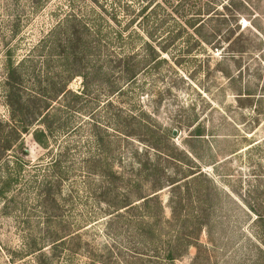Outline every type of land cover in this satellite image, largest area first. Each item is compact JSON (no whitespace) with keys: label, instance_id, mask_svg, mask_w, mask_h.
<instances>
[{"label":"rangeland","instance_id":"1","mask_svg":"<svg viewBox=\"0 0 264 264\" xmlns=\"http://www.w3.org/2000/svg\"><path fill=\"white\" fill-rule=\"evenodd\" d=\"M9 58L71 80L0 151V264H264V0H0V150Z\"/></svg>","mask_w":264,"mask_h":264},{"label":"trees","instance_id":"2","mask_svg":"<svg viewBox=\"0 0 264 264\" xmlns=\"http://www.w3.org/2000/svg\"><path fill=\"white\" fill-rule=\"evenodd\" d=\"M74 24V22H72ZM81 32L78 29L72 28L67 35L63 43L61 55L67 60L77 59L79 50L81 47V76L86 77L87 72L83 70L86 67V59H89L88 53H90L94 48H100L105 44H109L100 36L98 28L81 18L80 21ZM73 25H71L72 27ZM81 33V36H80ZM79 35V36H78ZM77 61V60H76ZM27 62H33L30 58L27 60H21L19 62H13L9 58L6 62L5 67V79L3 82V89L5 92V102L8 106L10 116L13 122V125H10L11 135L5 138L4 145L2 146V153L5 154L7 150L13 147V143L21 139L24 133H32L35 140L41 145L46 146V138L48 136V131H50L48 124L46 123L48 119V113L53 105L54 101L58 102V99L66 96L70 90L68 89L69 81L71 77L62 79L59 81H50L48 75L46 79H42L39 74L36 73L35 64L33 68L29 70ZM124 67L131 66L129 61L126 60L123 63ZM130 68H125L123 73L126 75L130 74ZM103 71V67L95 69V72ZM130 71V72H129ZM133 71L130 76L134 75ZM77 75V74H76ZM44 82V85L41 84ZM84 91L81 92V97L83 96ZM67 108L70 107V104L65 105ZM48 111L45 115L44 113ZM39 115H44L40 120L44 128L43 129H34L32 126L36 120H38ZM161 154L167 158H172L171 152H166L161 150ZM59 179V178H58ZM159 181V179L157 180ZM59 182V181H57ZM178 180L172 178L171 180H165L164 184H161L159 189L163 188L165 184L173 185L174 190L178 188ZM157 187V184H154ZM147 197V196H145ZM144 197V198H145ZM154 197V196H153ZM151 197L144 199L145 204H148ZM176 218L175 213L173 214V221ZM181 238L177 237L170 240L168 248L165 250V259L174 260L177 257V249L179 241Z\"/></svg>","mask_w":264,"mask_h":264},{"label":"water","instance_id":"3","mask_svg":"<svg viewBox=\"0 0 264 264\" xmlns=\"http://www.w3.org/2000/svg\"><path fill=\"white\" fill-rule=\"evenodd\" d=\"M175 133V132H174ZM176 134V133H175Z\"/></svg>","mask_w":264,"mask_h":264}]
</instances>
